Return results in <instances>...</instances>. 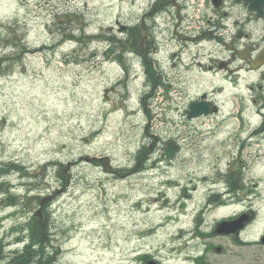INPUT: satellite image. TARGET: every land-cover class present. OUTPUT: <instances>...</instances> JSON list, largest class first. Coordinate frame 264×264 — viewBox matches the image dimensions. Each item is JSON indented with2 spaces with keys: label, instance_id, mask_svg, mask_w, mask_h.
I'll return each instance as SVG.
<instances>
[{
  "label": "rangeland",
  "instance_id": "1",
  "mask_svg": "<svg viewBox=\"0 0 264 264\" xmlns=\"http://www.w3.org/2000/svg\"><path fill=\"white\" fill-rule=\"evenodd\" d=\"M126 1L0 0V32L3 35L10 36L19 28L28 33L30 40L41 44L60 38L57 31L51 30L59 24L77 34L85 32L84 38L72 36L64 46L55 48L56 51L38 53L25 64L28 69L25 73L22 60L13 58L14 48L6 47L7 41H0V163L8 167L14 162L25 168L0 170V242L5 245L0 264H10V256L22 247L17 243V236L20 232L25 237L29 234L28 222L34 214L42 215L43 203L49 211L52 250L58 251L52 264H139L138 252L143 250L172 257L168 264H177L197 246L194 243L187 250H184L187 245L178 247L176 239L169 237L178 218L167 220L169 214L177 210L191 212L195 201H184L187 207L183 210L176 204L178 196L172 195L177 191L175 187L168 188L160 181L123 179L104 165L85 161L86 156L108 155L114 167L131 166L136 161V152L143 146L148 113L145 109L139 110L140 91L130 87L129 104L135 113L129 114L120 108L123 96H127L124 86L115 93L110 92L109 98L104 92L121 71L115 55L110 53L102 66L93 65L107 56L105 51L112 47L109 38L112 32L126 37L125 32L116 28L117 18L127 17ZM59 5L62 9H58ZM63 11L68 14L62 15L61 22L56 13ZM131 17L136 20V13ZM112 26L114 29H109ZM81 37L82 42L79 41ZM115 47L127 50L118 41ZM75 48L85 56L79 65L74 62L77 56L71 55ZM198 48L203 53L209 50V44L203 42ZM92 52L97 54L90 57ZM206 60L207 57H203V61ZM189 78L182 79L189 81ZM82 79L86 86L84 92ZM223 84L226 80L221 77L208 78L198 84V89L217 88ZM182 85L187 87L188 94L175 100L168 95L170 87L163 86L164 109L155 122L160 124L161 117H167L171 124L194 125L185 110L193 92H189V83L183 81ZM148 86L153 87V83L148 82ZM163 87L157 90L162 91ZM20 88L24 90L22 93ZM232 92L230 87L228 93ZM229 116V111L225 110L206 126L223 124L224 129L226 125L240 123ZM255 122V118L246 120L243 141L229 139L227 144L225 140L219 144L217 139L209 140L208 145L201 148L203 162L195 160L196 172L205 175L209 166L204 162L220 161L219 158L224 162L242 153L251 163L252 174H256L258 163L264 161V147L250 145L249 141L244 144ZM181 141L185 143L187 139ZM205 143L206 139L199 141V146ZM181 156H190L188 149ZM160 189L165 190L167 197H162ZM11 195L16 200L15 205L9 203ZM28 196L34 198L26 204ZM154 196L160 197L157 202ZM202 199L199 194L197 200ZM260 200L264 203V198ZM239 208L232 204L230 211L222 215L232 214ZM211 214L216 211L208 215ZM179 219L182 226L193 222L192 216L181 215ZM164 222L170 223L160 227ZM150 225L158 228L156 234H149ZM223 254L214 259V264H264V247L250 248L231 238Z\"/></svg>",
  "mask_w": 264,
  "mask_h": 264
},
{
  "label": "flooded vegetation",
  "instance_id": "2",
  "mask_svg": "<svg viewBox=\"0 0 264 264\" xmlns=\"http://www.w3.org/2000/svg\"><path fill=\"white\" fill-rule=\"evenodd\" d=\"M48 2H50V0H48ZM195 2H197L195 6L197 10H207L208 30L204 31L205 35L212 38L217 43L224 42L227 47H232L237 44L236 48L224 52V56L227 58L226 60L220 62L218 60H213L208 65V68L214 76H217L219 73L222 74L227 68L231 69L227 79H225V85L229 89L230 87L233 88L232 93L239 91V84L242 80L249 81L250 84L248 88L253 90V99L255 102L259 103L261 114L264 115V0H221L219 6H215L213 0H145L141 2V4H138L136 0H129L126 37H120L119 39L123 44L128 45L126 52H130V56H126V58L129 68L132 69L135 67L137 69V65L141 66V72L145 74L146 82H150L151 80L153 84L170 82L179 76V72H176V69H178L176 68L178 66L177 61H172L174 70L171 72L162 64V62L164 63L165 60H167L169 55L168 51L162 55L164 60L162 62L159 61L157 57L158 37L160 34H163L165 30H169L172 31L174 38L177 39L175 30L177 21L182 17L186 20H189L190 17L192 18V13L190 15V12H188L187 15H183L182 9H189L191 5H195ZM134 12H136L137 15L136 20L131 17ZM255 32H262V42L249 43V39ZM241 34L245 35V38H239ZM15 36V57L22 61L29 59L30 55L37 52L38 49L44 51L54 46V44H48L42 45L38 49H32L25 38L20 35V31H15L14 37ZM66 37L67 34L62 31L60 41L64 40ZM162 38L166 40V37L162 36ZM0 41H5V35L1 32ZM79 41L82 42L83 39L81 38ZM151 44H153V46ZM166 49L168 48L166 47ZM114 52L118 56L123 54V51L118 47L114 48ZM77 53L78 50L75 49L74 54ZM174 54L177 57L179 52H175ZM248 56L253 58L254 61L262 64L258 70L253 69V65L250 61L248 64ZM22 70L25 71L26 67L23 66ZM138 78L139 74L135 73L136 81ZM136 81H134V83H136ZM228 82L231 83V86ZM131 84L132 83H130L129 88ZM226 86L211 89L207 95L214 97L217 101L222 103L225 99ZM17 93L19 94L18 91ZM145 93H147V91H145ZM232 93H228L227 98ZM144 98L145 94L139 96V105L143 110L145 109L150 112L149 102L144 101ZM241 99L245 101L244 92ZM149 128L150 126L148 125L147 130ZM164 159L166 158H161L160 160L155 159L152 162H137V164L142 165V168L132 170L128 173V176L141 180H149L160 177L163 171L168 172L164 177V179H167L165 183H174V187L177 189L174 195H177L179 198L176 204H179L181 207L183 206V200L193 202L199 194L203 197L202 200L196 201L197 208L204 203V206L199 208L192 218L196 226L193 228H185L181 225V220L178 219L174 222L173 237L176 240H185L180 243L182 247L190 245L192 242L199 241L200 247L195 249L194 255L189 256V258H192L194 261L192 264H213L214 256L218 258L214 253L218 251L219 246L222 247L223 251L221 250L218 253H224V243L228 235L216 233L217 221L213 224H206L205 227H203L202 221L205 219L203 216L206 212H212L213 209L218 210L225 208V204L221 199L224 195V190H229V174L217 172L216 174L202 175L198 172L191 171L192 168L184 170L178 162H175L174 166L160 165L159 162ZM166 161L168 164H172V160L166 159ZM134 164H132V166ZM208 180L210 183H208ZM232 180L233 186L239 187L237 179L235 178ZM161 195L164 198V193H161ZM159 198V196L154 197V200L157 202ZM256 198H258V196H256ZM261 205L262 204L257 206L255 200V202L250 203L247 208L252 211ZM182 216L188 217L190 214L183 213ZM223 217H228V215H224ZM168 223L169 222L162 223L160 227ZM259 232L264 233V226L253 228L250 234L255 235ZM150 259H157L159 264L165 263L163 258H158L156 255H152L146 251L139 257V264H146ZM189 263L191 264V262Z\"/></svg>",
  "mask_w": 264,
  "mask_h": 264
},
{
  "label": "trees",
  "instance_id": "3",
  "mask_svg": "<svg viewBox=\"0 0 264 264\" xmlns=\"http://www.w3.org/2000/svg\"><path fill=\"white\" fill-rule=\"evenodd\" d=\"M94 161L103 165H108L109 158L102 157ZM61 165H63V168H67V165ZM119 171L125 170L120 169ZM9 201L11 203L13 202L11 199ZM42 211V215L36 213L28 222L29 234L26 235V237H28L26 241L29 243L22 249L17 250L15 256L10 260L11 264H52L56 259L58 251L51 249L52 234L50 230V217L45 203H43Z\"/></svg>",
  "mask_w": 264,
  "mask_h": 264
},
{
  "label": "water",
  "instance_id": "4",
  "mask_svg": "<svg viewBox=\"0 0 264 264\" xmlns=\"http://www.w3.org/2000/svg\"><path fill=\"white\" fill-rule=\"evenodd\" d=\"M123 27V26H122ZM193 111H197L199 114L203 111L209 112V109L202 103L193 105ZM167 153L172 156L174 154V150L172 148L167 149ZM29 198L26 202H28ZM249 217L247 215H243L235 221H223L220 223L219 231H225L227 233L239 231L240 228L244 226L245 221ZM149 264H156V262H150Z\"/></svg>",
  "mask_w": 264,
  "mask_h": 264
},
{
  "label": "bare ground",
  "instance_id": "5",
  "mask_svg": "<svg viewBox=\"0 0 264 264\" xmlns=\"http://www.w3.org/2000/svg\"><path fill=\"white\" fill-rule=\"evenodd\" d=\"M220 2H221V0H215V2H214V5L215 6H219L220 5ZM19 20H20V18L17 16V23H19ZM19 32L20 31V35L23 37V38H25V40L30 44L33 40H30V38H29V35H28V33H24L23 32V30L22 29H17L16 30V32ZM14 35H15V32L13 31L12 33H11V35L10 36H6L5 35V41H7V44H6V47H9V46H12L13 47V45H14ZM60 38H61V36H60ZM60 38L58 39V40H60ZM224 86H226L225 84H223V85H220V86H218V87H224ZM216 89V88H215ZM211 90H209V91H207V94L210 92ZM228 91H229V88H227V86H226V91H225V99L227 98V94H228ZM25 236L20 232L19 234H18V236H17V242H18V244L19 245H22V247L21 248H23L27 243H29L28 241H26V239L28 238V237H25ZM6 246H8V244L6 245ZM3 247H5V245L3 244V241H1L0 242V249H1V251H2V249H3ZM52 245H51V249H52Z\"/></svg>",
  "mask_w": 264,
  "mask_h": 264
}]
</instances>
